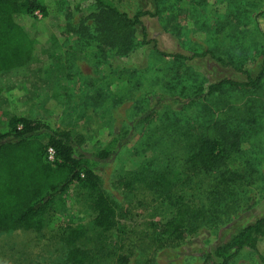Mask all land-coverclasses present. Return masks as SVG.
I'll list each match as a JSON object with an SVG mask.
<instances>
[{"label":"rangeland","instance_id":"374dc122","mask_svg":"<svg viewBox=\"0 0 264 264\" xmlns=\"http://www.w3.org/2000/svg\"><path fill=\"white\" fill-rule=\"evenodd\" d=\"M109 1L129 15L137 11L152 13L154 9L152 0ZM45 2L46 15L35 12L13 16L32 40L33 51L23 66L0 72V131L8 130L12 117L38 120L47 129L33 135L44 144L49 131L65 130L83 136L81 149L87 153L111 136L128 131L118 151L98 167L108 191L118 178L153 157L174 173L170 199L156 198L143 188L130 193L112 192L120 205V217L119 231H109L105 242L108 250L120 247L118 252L129 253V264H145V260L153 261L150 264H202L204 253L212 252L238 229L264 215V79L256 91L230 94L228 108L223 107V95L202 100L198 96L202 92L195 95L200 92L195 91L199 86L223 78L244 81L246 76L209 55L181 65L159 59L152 51L153 43L140 44L139 28L133 36L138 44L130 52L117 54L107 47L101 57L94 43H85L68 30L64 15V10H69L74 19L88 15L91 0ZM142 21L148 39L155 40L161 51L188 56L211 50L229 60L240 57L247 69H258L255 53L264 46V0H162L160 14L143 16ZM180 82L190 85L192 95L200 97L194 121L200 123L202 106L209 103L211 107L215 100L221 118L230 113L242 117L237 144L233 148L219 145L221 163L210 172L183 171L186 140L166 135L169 131L164 129L162 112L169 111L172 104L174 109L181 107L184 96L176 95ZM174 96L178 105L171 99ZM232 106L236 110L244 106L246 115L240 114L241 110L231 111ZM181 108L186 109L185 105ZM183 113L177 115L179 126L186 124L184 115H190ZM216 187L220 194L214 193ZM230 188L234 194H229ZM72 190L73 186L64 193L63 202L49 211L40 233H0V264H62L64 249L59 239L68 225L82 224L87 229L84 247L96 243L94 213L81 198L73 196ZM183 205L188 208L185 212H181ZM204 206L215 211L217 217L209 220L200 216L188 223L191 212L200 215ZM153 227L164 234L171 227L165 234L166 241L173 233L179 239L166 248L148 244ZM258 248L264 255V237ZM233 264H258V259L245 251Z\"/></svg>","mask_w":264,"mask_h":264},{"label":"trees","instance_id":"16d2710c","mask_svg":"<svg viewBox=\"0 0 264 264\" xmlns=\"http://www.w3.org/2000/svg\"><path fill=\"white\" fill-rule=\"evenodd\" d=\"M91 1L92 11L88 15L74 19L69 10H64V15L68 30L78 34L79 39L84 40L85 43H94L101 57L107 53V47L117 54L125 55L130 52L131 48L138 44L133 41V36L139 28L142 36L140 44L153 43L152 51L159 59H170L173 64L181 65L183 61L209 55L220 65L231 66L235 71L246 76L244 81L223 78L205 87L199 86L195 91L200 92L195 95L202 92L198 95L203 97L202 100L206 101L211 96L217 99L223 95L225 101L223 107L228 108L227 99L230 94L234 92L245 94L260 88L264 79V46L255 53L258 69L253 67L252 70L240 63V57L229 60L222 55H216L211 50L193 52L188 56L177 52H164L158 49L155 40L148 39L142 21L143 16L156 17L160 14L162 0H152L154 4L152 13L137 11L133 15L121 11L109 0ZM35 12L46 15L45 0H0V72L21 67L31 58L33 42L26 31L13 20V16L33 15ZM244 58H246L245 53ZM178 84L180 87L176 95L183 94L180 95L184 96V100L180 103L176 99L177 96L171 99L177 105L180 103L181 107L185 105L186 109L181 107L174 109L172 104V108L166 110L168 112H162L165 120L164 129L169 131L166 135L179 137L183 142L184 138L186 140L183 171L188 174L210 172L221 163V156L217 152L219 145L233 148L237 144L242 117H235V114L230 113L225 118H221L217 114L218 109H215L218 101L215 100L211 103V107L209 103L202 106V122L194 121L196 108L201 103L200 97L192 95L190 85L186 86L181 82ZM241 107L242 109L237 108V110H241L239 113L244 116L246 109L244 106ZM230 109L233 112L237 111L233 106ZM183 112L190 115L185 114L186 124L179 126L180 119L177 115L184 114ZM166 122H170V125L166 126ZM45 129H47L45 125L38 120L12 117L9 120L8 130L0 131V233L16 231L40 233L46 226V216L49 211L54 205L63 202L64 193L73 186V196L76 199L81 198L90 212L94 213L96 243L92 247H84L82 241L87 238V229L82 224L68 225L59 239L64 249L62 264H129V253L118 252L120 247L117 251L112 248L108 250V245L105 244L109 238V231L112 229L119 231L120 205L112 192L130 193L137 188H143L149 190L156 198L170 199L174 181L173 171L160 166L161 163L153 157L148 162H144L139 169L130 170L126 175L118 178L111 186V191H108L103 185L98 167L101 161L118 151L120 141L127 136L128 131L111 136L107 142L101 143L94 151L87 153L81 149L84 141L80 134L72 135L65 130L49 131L46 144L34 137L35 132ZM49 147L54 151L52 161L47 159ZM262 151L264 153V146ZM261 161L264 163V154ZM228 192L234 194L235 190L230 188ZM214 193L220 194L217 187ZM212 194L213 192L211 196ZM211 203L212 199L209 200V204ZM187 210L188 208L183 205L181 212ZM199 214L191 212L187 222H192L200 216L213 220L218 215L215 211L209 210L208 206H204ZM169 224L171 225L172 222ZM168 230H171V227L165 231V234ZM165 234L162 230L155 229L148 238V244L166 248L172 244L171 242L179 239L176 238L177 234L173 233L166 241ZM178 237H181L180 233ZM263 237L264 215L252 224L238 229L212 252L204 253L202 264H233L245 251L255 254L258 264H264V255L258 248V243ZM145 261V264L153 262Z\"/></svg>","mask_w":264,"mask_h":264},{"label":"built area","instance_id":"2783aa9c","mask_svg":"<svg viewBox=\"0 0 264 264\" xmlns=\"http://www.w3.org/2000/svg\"><path fill=\"white\" fill-rule=\"evenodd\" d=\"M47 159L52 161L54 160V151L52 148H47Z\"/></svg>","mask_w":264,"mask_h":264}]
</instances>
